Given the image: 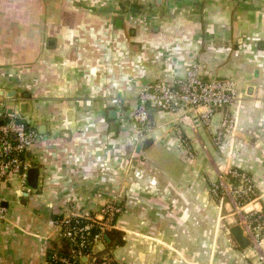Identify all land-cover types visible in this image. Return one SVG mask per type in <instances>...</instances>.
I'll list each match as a JSON object with an SVG mask.
<instances>
[{
    "label": "crops",
    "instance_id": "1",
    "mask_svg": "<svg viewBox=\"0 0 264 264\" xmlns=\"http://www.w3.org/2000/svg\"><path fill=\"white\" fill-rule=\"evenodd\" d=\"M192 65L235 82L222 148L211 136L222 109L207 119L202 105L154 110L142 134L129 119L143 84L172 82ZM0 88L17 92L0 95V110L30 101L28 123L40 135L27 151L37 188L14 173L0 180V264H48L54 215L107 201L120 207L113 225L123 242L92 249L119 264L238 256L225 246L220 213L231 210L232 166L251 173L259 197L250 206L264 210V0H0Z\"/></svg>",
    "mask_w": 264,
    "mask_h": 264
},
{
    "label": "built area",
    "instance_id": "2",
    "mask_svg": "<svg viewBox=\"0 0 264 264\" xmlns=\"http://www.w3.org/2000/svg\"><path fill=\"white\" fill-rule=\"evenodd\" d=\"M236 98L234 80L226 77H203L196 66L192 65L186 69L183 76L172 82L155 80L143 84L136 94L135 106L128 116L138 133L142 134L150 126L148 116L151 109L174 111L202 105L206 107V110L201 112L205 119L209 112L222 109L219 126L213 137L217 146L222 148L233 125L235 113L231 105ZM0 118L3 119L0 124V180L14 173L25 183L26 170L30 165L27 151L40 135L28 126L27 115L20 113L16 108L0 110ZM11 134H14V138ZM182 148L189 153L186 143ZM231 171L237 174V171ZM240 175L244 176V173ZM250 187L249 184L248 188ZM119 210L116 202L107 201L97 212L89 208L78 209L55 218V233L58 237L69 240L70 253L58 254L52 249V243H48L46 249L53 250L49 256V264H79L75 263L76 258L83 260L80 264H98L91 248L96 243L105 241V230L114 224L115 213ZM6 216V207L0 197V222L4 221ZM94 227L97 230L91 234L90 230ZM89 242L91 248L84 250Z\"/></svg>",
    "mask_w": 264,
    "mask_h": 264
},
{
    "label": "rangeland",
    "instance_id": "3",
    "mask_svg": "<svg viewBox=\"0 0 264 264\" xmlns=\"http://www.w3.org/2000/svg\"><path fill=\"white\" fill-rule=\"evenodd\" d=\"M163 110V109H160ZM167 111V110H164ZM152 122V121H151ZM153 125V122L150 123L151 127ZM214 145L216 147L217 143L215 142L214 134L211 133ZM190 151V149H189ZM233 167V166H232ZM248 172V171H247ZM250 173V172H249ZM251 174V173H250ZM226 176V175H225ZM226 179L231 182L233 191V202L231 203V210L230 211H224L222 210V213H220V231L223 233L224 238L226 239V247L234 248L237 250H240L238 253V256L233 254L232 251L227 254L225 251L222 253L220 261L218 260L217 264H253V260L258 257L259 254L261 255V258L259 259L261 261V264H264V210L260 209H254L251 207V203L249 202L245 205H240L237 202V193L242 191L249 190L248 185L249 182L252 181L253 186H255L253 177L250 175L248 177L239 175V178L236 183H233L228 177ZM218 187H221L222 190H224L223 186L218 182L215 181L214 184H212L211 188V195L213 199L219 203L224 199V192L222 194L219 193ZM256 187V186H255ZM257 188V187H256ZM258 190V189H257ZM257 196L259 197V190ZM257 197V198H258ZM250 206V207H248ZM230 212V218L228 217V214ZM232 212V213H231ZM239 223L243 226L245 232L250 236L251 243L250 245L246 246L245 248H240L236 242H234V239L228 235L229 233V227L233 224ZM254 252L251 257H242V252ZM235 253V252H234Z\"/></svg>",
    "mask_w": 264,
    "mask_h": 264
},
{
    "label": "trees",
    "instance_id": "4",
    "mask_svg": "<svg viewBox=\"0 0 264 264\" xmlns=\"http://www.w3.org/2000/svg\"><path fill=\"white\" fill-rule=\"evenodd\" d=\"M154 110H157V109H151L149 111V116H148V119H149V125L150 123H152V112ZM30 124L28 123V126ZM231 170H235L237 171V174H233ZM241 173H244V176L248 177L250 176L251 174L245 170H242L238 167H231L229 168V170L225 173L226 177H228L233 183H236L238 178H239V175ZM250 184V188L249 190L247 191H242L240 190V192L237 193V202L240 204V205H245L249 202H254L255 200H257V194H258V190L255 186H253V183L252 181L249 182ZM218 191L220 194H222L223 190L221 187H218ZM59 216L61 215H54V218H58ZM96 227L94 228H91L90 230V233H94L96 231ZM117 231L116 227L114 225L110 226L109 228H107L105 230V234H107V236L109 237V240H106V243L108 245H115L116 243H122L123 240L121 238V236H119V238H115V232ZM53 250L55 252H57L58 254H61V255H69L70 253V244H69V240L65 237H59L58 240H55L53 241ZM91 248V243L89 242L87 244V246L84 248V250H89ZM53 250H50L48 253V255L50 256V253L53 251ZM91 250L93 251V249L91 248ZM93 253L95 254L96 256V259L98 261V264H119L115 259L113 258H109L107 254H102L101 252L99 251H93ZM104 255V256H103ZM49 256H48V261L47 263L49 264ZM83 260L81 258H76L75 259V263H82ZM52 264V263H51ZM53 264H59L58 262L56 263H53Z\"/></svg>",
    "mask_w": 264,
    "mask_h": 264
},
{
    "label": "water",
    "instance_id": "5",
    "mask_svg": "<svg viewBox=\"0 0 264 264\" xmlns=\"http://www.w3.org/2000/svg\"><path fill=\"white\" fill-rule=\"evenodd\" d=\"M122 3L124 4L125 1H122ZM129 10H136L137 7L135 5H129L128 6ZM251 88L248 87L247 89L249 90ZM247 90V91H248ZM251 91V90H250ZM16 90L15 89H3L0 88V95L5 96L7 98H15L16 97ZM23 96H27L26 93L23 94ZM18 110L20 113L22 114H28L29 113V107H30V101L28 100H24V99H20L18 100ZM3 123V119L0 118V124ZM44 124H39V128H43ZM43 131V129L41 130ZM11 136L14 138V134H11ZM38 174H39V168L37 166H29L26 170V181H27V185L29 186V188L35 189L38 186ZM28 195V191H25L23 193V196L26 197ZM5 204V202H4ZM228 236L232 237L234 239V242L237 243V245L240 248H245L246 246L250 245L251 243V238L250 236L245 232L243 226L239 223L233 224L232 226L229 227V233ZM104 237L106 240L109 239V237L107 236V234H104Z\"/></svg>",
    "mask_w": 264,
    "mask_h": 264
}]
</instances>
